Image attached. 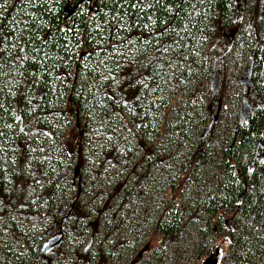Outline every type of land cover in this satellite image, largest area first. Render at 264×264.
<instances>
[{
    "label": "trees",
    "instance_id": "trees-1",
    "mask_svg": "<svg viewBox=\"0 0 264 264\" xmlns=\"http://www.w3.org/2000/svg\"><path fill=\"white\" fill-rule=\"evenodd\" d=\"M244 1L0 0V264H79L72 249L85 236L83 200L101 183L115 205L104 226L129 227L153 172L151 141L162 132L161 154L177 156L172 190L184 172L190 185L206 164L216 172L214 193L188 216L203 223L196 254L224 241L220 264L263 259L264 0ZM228 61L232 72L223 79ZM236 82L244 90L239 114ZM229 99L239 115L232 130L227 123L226 135L213 140L208 121L194 148L192 136ZM139 156L144 171L134 170ZM163 159L156 166L167 167ZM185 211L174 205L156 222L157 259L178 238ZM153 221L146 214L133 238L108 239V253L100 242V264L116 247H135ZM60 226L66 245L36 260ZM88 254L85 264L88 256L93 263Z\"/></svg>",
    "mask_w": 264,
    "mask_h": 264
},
{
    "label": "rangeland",
    "instance_id": "rangeland-1",
    "mask_svg": "<svg viewBox=\"0 0 264 264\" xmlns=\"http://www.w3.org/2000/svg\"><path fill=\"white\" fill-rule=\"evenodd\" d=\"M238 3L239 6L242 7L243 0H238ZM247 4L248 0H245L244 6H246ZM236 14L239 15V12H237ZM248 14L249 12L245 10L244 15L242 13L243 18L241 15L242 20H245ZM223 60H226V56L223 57ZM232 67V63H229L228 61L226 70L222 74L223 79L229 77L232 72ZM241 71L242 69L238 71L239 76ZM232 90L235 93H238V96L240 95L238 105L239 114L240 102L243 97L244 90L242 89L239 82H236V85ZM177 98L179 99V96H177ZM225 103L226 107H228L227 110L221 108L218 112L215 113L216 108L213 107V112L216 114L213 124L211 123L210 125L211 127H213V130H209V133L205 132V124H207L208 121L211 122L207 117L206 121L202 124L201 129L192 136V139L194 140V148L196 146H202L199 137L200 135L204 134V132L207 136L213 131V140L220 141L221 135H226L228 131V129L223 130L224 126L227 123L229 124V128L232 130V125L238 119L239 115L236 113L235 108L230 106L232 103L231 99L226 100ZM153 138L154 140L151 141V145L153 148L151 157H153V163L151 164L150 168L151 170H153V172L150 175L149 182L147 181L145 184V193L140 199L139 204L136 206V214L133 216L132 223L129 227H126V221H112L109 227H105V220H109L108 218L110 216V212L114 209L115 206L113 200L111 199L112 197L109 196L111 193V189L105 183H101L102 188L100 191H98L100 193H97L93 189H91L88 197L83 200L85 205V212L88 215V218L86 221H83L79 224L80 228L85 231V236L80 239L81 245L79 247L74 246L72 249V253L74 255L76 254L73 257V260L75 262L79 264H85L83 257H81V254L85 255L83 249L86 248L85 245L87 244L88 239L91 238V242L85 252L88 251L89 254L91 252H94L95 256L93 258V263L92 259H89V256L87 257V261L89 262L88 264H100V259H98L97 255V253L99 254L100 252L99 243L103 242L101 245V250L108 253L109 250H112V246L114 244L109 246L106 242H108V239L115 240L117 238L116 234H122L123 236L126 235L127 238H133L141 230V218L146 214L149 218L151 217L152 219H154L152 227L148 228L147 230L145 229L143 232H140L138 238L139 241L135 247H132L129 250H123L122 247H116L113 257L109 261L111 262V264H184L186 261H188L189 264H198L205 257L203 255L196 254L195 252V250L197 249L195 246L199 239L202 237L200 228L203 226V223L199 219L194 223L188 222V216L190 211H195L199 207L200 199L204 197L206 193L212 192L214 190L216 172H214L212 162L209 165L206 164L197 172H195L197 173L198 179L191 185L190 182L186 180L188 179L186 173H182L176 180L175 189L172 190V179L176 178L174 167H177V165H175L177 156H175V154H172L171 151H168L165 154V158L163 157L164 155L161 154L163 147L167 143L165 142V139H167V135L162 132L161 134L155 135ZM156 152L160 154L159 158H164L162 160L163 162H167V167L161 168V165L159 164L156 166L155 160H159V158L156 157ZM149 155H151V153ZM145 163L146 160H142L139 156L136 159L134 170L144 171L143 166ZM170 166H172L171 172H169L168 168ZM130 170L131 168L127 169V171L122 176L126 181L132 180L135 174L134 172L130 173ZM110 177L116 178V173L113 171L112 173H110ZM101 182H104V180L102 179ZM163 182L168 183L166 187H164ZM83 186H87V184ZM93 188L96 187L94 186ZM182 191H184L185 193L183 194ZM212 193H214V191ZM174 205H176L177 208L180 209L183 206H186V211L182 216L183 226L179 231L178 238H174L168 245L163 247L166 250V255L164 259L160 260L157 259L154 255V251L158 249L160 244L159 235H156V233L154 232V226L156 225V222L158 220L165 216L164 211L172 209ZM128 217L129 216L127 215L124 218ZM92 224H95V229ZM213 226H215L214 222ZM224 232H226V227L223 233ZM107 235L108 238H106ZM68 240L69 236L65 235L64 241H62L63 243L55 245L53 247L55 251L48 253L47 256L51 257L52 255H54V252L66 245ZM75 240H78V237ZM222 243L223 244L221 248L223 251H225L226 243L224 241ZM210 249L212 251L214 248ZM193 254H195V257H193L192 260H189V258ZM41 259H43V257ZM15 260H20V257L15 256ZM262 260L259 261L257 259L256 264H261ZM30 263L31 261H29V264Z\"/></svg>",
    "mask_w": 264,
    "mask_h": 264
},
{
    "label": "water",
    "instance_id": "water-1",
    "mask_svg": "<svg viewBox=\"0 0 264 264\" xmlns=\"http://www.w3.org/2000/svg\"><path fill=\"white\" fill-rule=\"evenodd\" d=\"M213 77H214V80L218 81L219 72L217 73L216 68L213 71ZM211 123H212V121L209 122L208 127H210ZM62 237H63V233L59 232V233L55 234L54 236H51V237L47 238L45 241H43L35 259L37 260V258L42 256L43 254H46L55 245L59 244L62 240ZM226 237H227V235H226ZM90 242H91V238L88 239V242L85 245V247H88ZM221 246H222V244L216 245L214 247V249L212 251H210L208 253V255H206L198 264H220V260L222 258V254H223ZM33 264H34V262H33ZM261 264H264V257H263Z\"/></svg>",
    "mask_w": 264,
    "mask_h": 264
},
{
    "label": "flooded vegetation",
    "instance_id": "flooded-vegetation-1",
    "mask_svg": "<svg viewBox=\"0 0 264 264\" xmlns=\"http://www.w3.org/2000/svg\"><path fill=\"white\" fill-rule=\"evenodd\" d=\"M247 110H248V109L245 110V113H244V114H246V111H247ZM60 227L62 228L61 230H59ZM60 227L58 228L57 232H55V233L52 234L51 236H54L55 234H57V233H59V232H62V233H63V237H62L61 242L59 243V244H62V243H63L62 241H63L64 235H65V232H64L63 226H60ZM62 230H63V231H62ZM51 236H49V237H51ZM49 237H48V238H49ZM43 241H44V240H43ZM42 243H43V242H42ZM57 245H58V244H57ZM56 249H57V248H56ZM60 249H61V248H60ZM86 249H87V247L83 249V252H84L85 254H88V251L85 252ZM53 250H55V249H53V248L50 249L46 254H44V256H46V255H47L48 253H50V252H53ZM138 254H139V253H138ZM48 257H49V256H48ZM110 259H111V258L108 259V264H111V262H109Z\"/></svg>",
    "mask_w": 264,
    "mask_h": 264
}]
</instances>
